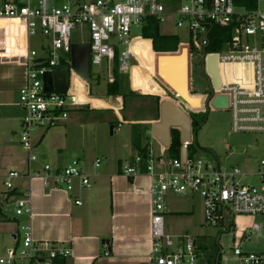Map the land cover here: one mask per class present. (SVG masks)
Wrapping results in <instances>:
<instances>
[{
  "label": "built area",
  "instance_id": "1",
  "mask_svg": "<svg viewBox=\"0 0 264 264\" xmlns=\"http://www.w3.org/2000/svg\"><path fill=\"white\" fill-rule=\"evenodd\" d=\"M175 18V26L185 27L189 41L178 45L187 51L189 65L199 55L202 65L215 56L220 79L216 89L207 73L211 86L209 96H200L202 104L231 114L233 133H264V11L258 7L246 10L235 5L234 0H62L60 7L51 6L50 0H0V22L14 26L24 37L21 54L14 58L23 60L24 81L13 105L22 112L19 143L26 155V171L21 173L9 167L2 178L5 196L16 189V182L40 180L46 190H64L72 193L77 184L80 189H90L94 175L79 166L78 161L53 169L48 164L35 167L38 152L33 142L36 130H49L62 124L68 113L87 103L79 102L72 89H87L84 82L71 69L70 52L72 31L86 28L89 36V65L107 64L106 82L114 83L109 65L118 58L120 73L128 71L132 48L140 40H148L144 33L149 21L166 23ZM132 27L140 28L141 35L131 36ZM22 28V31L20 30ZM215 29L228 35L217 52H206L214 42ZM39 35V50L30 48V39ZM125 45L119 52L118 46ZM19 50V49H16ZM68 57V58H67ZM207 66V64H206ZM132 69V68H131ZM59 70L68 72L64 92L46 93L43 77ZM131 71V70H130ZM55 84V81H54ZM88 96V92H85ZM224 99L225 108H215V99ZM193 110V109H191ZM120 125L117 126L119 131ZM157 142V141H156ZM158 143L155 151L146 147L145 156L138 153L120 165L121 174L127 178L144 175L149 179L151 252L148 264H199L197 241L189 235L171 237L165 233L164 217L168 212L167 199L199 196L203 203V221L207 227L230 231L236 216H264V159L254 173L238 168H223L217 160L191 154L192 140L182 142L178 157L168 154L169 146ZM100 160L92 164L94 169ZM247 177H256L258 186L244 183ZM80 206L82 202L75 200ZM14 216L25 217L13 237L14 246L0 255V264H53L56 259H66L71 253L49 241H36L31 231V197L24 192L14 203ZM254 224L241 236L233 239L232 254L219 253L216 264H264V253H247L244 244ZM104 257L109 256L108 244H103Z\"/></svg>",
  "mask_w": 264,
  "mask_h": 264
},
{
  "label": "crops",
  "instance_id": "2",
  "mask_svg": "<svg viewBox=\"0 0 264 264\" xmlns=\"http://www.w3.org/2000/svg\"><path fill=\"white\" fill-rule=\"evenodd\" d=\"M5 24L7 23L0 22V29L1 26L5 27ZM20 30L22 31V28ZM15 37V33L11 35L7 32L4 34L0 33V108L14 107L13 105L16 102H7V100L12 97L13 92H18L24 81L23 60L14 58L12 54H21L24 47V37L22 33L19 36V45L17 47L19 50L13 49L17 43ZM144 41L148 45L150 55H159L152 52L151 39ZM75 55V64L77 66L82 65L86 60V53L84 54L83 49L79 48L75 50ZM156 60V58H153L151 62L155 69ZM70 62L72 64L71 54ZM72 72L84 82L85 87L89 84L75 70L72 69ZM147 78L162 91L161 94L144 93V91L135 90L133 87L134 81L131 79L129 89L123 90V93L128 94L130 90L136 93L140 92L144 96H151L141 97V100H150L154 99L153 97H157L160 100L158 119H156L157 114L156 117L150 118L130 117L125 111H122L125 108L123 109L121 98L113 99L109 97L108 101L114 104V107H112L110 103L102 99L86 96V89L84 90L83 87L71 90L76 95V99H83V103H87L88 107L112 111L117 118V126L120 125L119 131H121L123 124L131 126L129 135L126 137L127 143L123 144V148L128 150L118 149L116 156L114 154L113 157L111 156L113 152L109 156L108 150L104 160H102V165L97 169H94L92 165L90 168L84 167L86 172L94 175L90 189H80L76 184L73 192L67 193L64 190H46L40 180L37 179L16 182V189L5 194L3 204L0 206V232H2V235L7 238L11 237L13 241L19 223L26 220L25 217H15L13 208L15 201L24 192L28 191L31 197L32 215L30 225L33 239L53 242L59 247L69 249L71 255L64 259L65 264H148L151 252L149 179L144 175L127 178L121 174L120 170V165L124 160L130 159L137 154L135 147L132 145L135 127L143 129L144 137L150 135L156 142L152 131L153 126L160 121V105L164 102V97L167 96L168 92L170 95L173 94L167 88V85L155 74L148 72ZM54 81L57 89L61 91L66 88L68 80L62 81L63 83L56 79ZM168 100L179 107V102ZM75 109L72 111L75 112ZM82 120L78 113H74L71 118L60 124L63 126L58 128L57 132L51 131L45 135L41 134L36 139L35 144L39 160L41 157L38 145L43 147L48 157L54 156L52 157L53 169L69 165L71 162L67 164L69 162L68 158H72L76 153L73 145L78 143L84 145L86 142L85 137L79 136L78 132V128L82 127ZM8 122V118L5 117L3 119L0 110L1 125L7 126ZM117 126L111 127L112 130L110 128V134H114L113 131L119 132L117 131ZM56 152L59 153L56 154ZM6 153H9V151ZM12 158L14 159V163H12L14 167H10L18 171L21 168L20 172L24 173L26 171L25 164L23 166V163H20L16 157L12 156ZM96 159L99 160V158ZM39 166L40 164H35V167ZM75 200H80L82 204L80 206L75 205ZM188 203H185V199H182V202H178L168 198V212L164 217V228L166 224L171 227L179 224V222H181L182 226H185V219L191 224V219L199 216L200 212L194 210ZM8 226L14 227V229L12 230ZM194 226L191 225V228H196ZM179 236L182 235L175 237ZM104 243L108 244V257L103 256Z\"/></svg>",
  "mask_w": 264,
  "mask_h": 264
},
{
  "label": "rangeland",
  "instance_id": "3",
  "mask_svg": "<svg viewBox=\"0 0 264 264\" xmlns=\"http://www.w3.org/2000/svg\"><path fill=\"white\" fill-rule=\"evenodd\" d=\"M50 4L54 7H60L62 0H50ZM258 7L261 11H264V0H258ZM175 22L176 19L173 17L172 19H167L166 23L159 25V33L161 35L175 36L178 45H185L189 41V34L185 27L182 29L177 28ZM14 26L12 27L11 24L7 23L5 24V27L1 26L0 33L4 34L7 32L10 35L12 33L16 34L15 38L17 43L13 48L16 50L18 47V36ZM130 35H141L140 28L132 27ZM41 40L43 39L39 35L31 37L29 44L30 48L39 53L40 50L38 47ZM88 43L89 36L86 28H82L81 31L76 28L72 31L71 44ZM147 48L148 45L144 40H140L133 46L132 50L134 53L127 62L128 71L125 74H120L119 77L121 91L129 89L130 79L134 81L133 87L135 90L143 92L151 86L152 82L148 80L147 75L148 72L152 73V58ZM181 48L182 54L179 61L182 66V61L186 59L187 55L185 48ZM118 49L119 52H121L125 49V45H119ZM115 59H117V65ZM115 59L114 62L109 65L113 77L114 70L117 68L118 71L119 68L118 58L115 57ZM131 67L133 68L131 69ZM107 70V64L105 63H103L101 67L91 66L89 84L85 91L88 92V97L102 99L109 103V97L106 96V86L108 84L106 82ZM119 73L120 72L118 71V74ZM207 79L206 64L205 66L202 65L201 57L199 55L193 57L189 65V90H186L185 94L189 92L193 96H209L211 94V86ZM166 95L167 96L164 97V99H167L168 97V99L179 102V108L183 110L190 119L195 120L199 124V127L195 129L194 133H192V131L190 132L194 146V154L197 157H209L210 159H215L220 166L226 169L233 167L246 173H254L258 170L259 162L264 159V133H233L231 131L230 111L226 109L216 110L210 104L206 108V103L203 104L201 109L191 110L173 94L170 95L168 92ZM127 98V106L122 111H125L130 117H156L157 111L154 99L141 100V97L138 96H128ZM17 99L18 92L15 91L7 102H16ZM82 100L83 99L77 98V101L79 102H84ZM159 103L160 100L158 105ZM112 107H114V104H112ZM0 110L3 119L6 117L9 120L7 126H2L0 123V206H2L4 197L2 178L4 177L6 170L14 165L12 164L14 163L12 156L14 158L16 157L20 163L22 162L23 166L25 164L26 167V155L19 143V134L21 130L20 118L22 117V112L16 107H1ZM75 110V112L71 110L68 113V118H71L72 114L78 113L79 117L83 119L81 124L82 127L78 128V132L79 136L85 137L84 139L86 142L84 145L81 143L73 145L76 153L72 158H68L69 162H66L67 164L77 160L79 166L90 168L96 161V158H99L100 165H102V160H104V156L108 150L109 156L110 153L113 152L111 155L112 157L114 154L116 156V152L119 151L118 149H122L123 151L128 150L127 148H123V144L127 143L126 137L129 135L131 126L123 124L121 131H113L114 134H110V128L116 127L118 123L117 118L112 111L106 109H92L88 107L87 104L82 107L80 106V108H76ZM120 113L124 114L123 112ZM62 126L63 125H59L46 131L36 130L33 133V142L36 144V139L39 138L41 134L45 135L51 131L57 132L58 128H61ZM138 131L141 133L139 142L142 148L144 146H151V148L156 151L158 149V144L151 138V136L147 135L144 137V132H142L144 130L139 127ZM7 151H9L10 154L6 153ZM38 151L41 158L39 160L38 157L37 163L41 165L48 164L53 167L54 163L52 157L54 156L48 157L47 154H45L43 147L40 145H38ZM58 153L59 152H56V154ZM19 170L21 171V168H19ZM244 183L258 186L256 177H247V179L244 180ZM168 198L172 199V201L177 200L178 202H182V199H185V203L189 202L194 210L200 212L199 216L191 219V224L185 219V226H182L181 222H179V224L171 227L166 224L164 228L165 233L171 237L189 235L196 239L200 255L199 264H204L207 257L214 259L220 249L222 254H232L230 248L234 245L233 239L237 240L244 231H247L254 224L259 227V230L256 233L252 232V236L249 238V241L244 244L243 250L247 253H264V216L233 217L231 218L233 223L230 231L221 232L219 228L207 227L204 224L203 203L199 196L178 198L170 195ZM191 225H195L196 228H191ZM8 228H12V230L14 229V227L9 226ZM13 246L14 242L12 241V238H7L2 235V232H0V255H4L5 251Z\"/></svg>",
  "mask_w": 264,
  "mask_h": 264
},
{
  "label": "water",
  "instance_id": "4",
  "mask_svg": "<svg viewBox=\"0 0 264 264\" xmlns=\"http://www.w3.org/2000/svg\"><path fill=\"white\" fill-rule=\"evenodd\" d=\"M83 49L84 54L86 53V60L82 65L77 66L75 64V50ZM71 58L72 64L71 68L75 70L80 77L85 80L87 83L89 82L90 75V65L88 60L89 55V46L88 44H72L71 45ZM156 60V74L157 76L167 85V88L173 93V95L179 99L181 97L179 94L181 92L182 95H185V91L189 90V60L186 51V59L182 61V66L180 64L179 77L175 75L177 79L180 81V85L175 84V79L172 76V72L170 71L169 62L165 63V61H169L172 59H178L181 57L182 50L180 55H171L168 53H157ZM163 54V55H160ZM165 63V64H164ZM207 73L211 77V81L216 89L220 88L219 78H218V69H217V59L215 56H211L207 59L206 62ZM167 80V81H166ZM44 81V91L46 93L52 92H64L63 90H58L54 84V76L53 74L47 73L43 77ZM177 86V87H176ZM180 90V91H179ZM183 97V96H182ZM185 102V101H184ZM111 105L113 104L111 101L109 102ZM215 104H225L224 99H215L213 102V106L215 108H225V107H216ZM177 129L180 132L181 141H190L191 140V119L183 110H181L174 102L170 100H166L160 105V121L153 126V137L154 139L164 146L170 145V130ZM112 130V128H111ZM112 133V131H111Z\"/></svg>",
  "mask_w": 264,
  "mask_h": 264
},
{
  "label": "trees",
  "instance_id": "5",
  "mask_svg": "<svg viewBox=\"0 0 264 264\" xmlns=\"http://www.w3.org/2000/svg\"><path fill=\"white\" fill-rule=\"evenodd\" d=\"M234 3L236 6L241 7V8H245L246 10H254L256 8L257 0H234ZM149 24L150 25L148 26V28L146 29V31L144 33V37L152 40V50H153L152 52L153 53L155 52V54L176 52L177 46H178L177 38L175 36H170V35H161L159 33L158 23L154 22L153 20H150ZM213 38H214V42L205 48L206 52H217L218 50H220V43L222 41V38H225V39H223V41H225L226 38H228V35L224 34L223 30L215 29L214 33L212 34V40H213ZM143 40H145V39H143ZM157 56L151 55L152 61H153V58L157 59ZM115 60H116V65H117V59H115ZM167 62H169L170 71L173 73L172 76L175 79L174 80L175 84L180 85L179 79H177L175 77V75H177L179 77V75H178L179 70H180L179 58L178 59L177 58L172 59V60L169 59V61H165V63H167ZM155 66H156V64H155ZM151 69H152V73L157 76L156 69L153 65H152ZM59 73L60 74L64 73L66 75V81L68 80V72L63 71V72H59ZM119 77H120V75L118 74V71L116 68L114 70V78H115L114 83L113 84H107V86H106V94H107L106 96L112 97V98H121L122 103H123V109L126 106V101H127L128 96L129 97L138 96V97H142V98L151 97V96H144L142 94H139V93H136V92H133L130 90L128 91V94H124L120 88ZM144 93H159V94H161L162 91L159 90L157 88V86L152 83V85L149 88H147L144 91ZM179 95L181 96V97H179V100L182 101L183 103H185L189 107V109L198 110V109L202 108L203 104L201 102L202 99L200 96H193L189 92L187 94H185L184 96L181 94H179ZM153 98H154L155 103H156V111H157V118L156 119H158V102H159V99L157 97H153ZM166 100H168V99H166ZM166 100L164 99V101H166ZM215 105H216V107H225V104H215ZM205 106L207 108L208 104L206 103ZM198 127H199V124L195 120L191 119V131H192V133H194L195 129H197ZM133 134H134L133 135V141H132L133 147H135V149L139 155L145 156L146 146H144L142 148V146L140 145L139 137H140L141 133H139L138 127L134 128ZM180 138H181L180 132L177 129H171L170 130V145L168 148L169 156H171V157H178L179 156L180 140H181ZM189 150H190L191 154H194L193 142H192L191 146L189 147ZM53 264H65V260L64 259H56L53 261ZM204 264H216V261H215V259L207 257Z\"/></svg>",
  "mask_w": 264,
  "mask_h": 264
},
{
  "label": "flooded vegetation",
  "instance_id": "6",
  "mask_svg": "<svg viewBox=\"0 0 264 264\" xmlns=\"http://www.w3.org/2000/svg\"><path fill=\"white\" fill-rule=\"evenodd\" d=\"M59 72H63V70H59L58 72H56L55 79L57 81H60V82H62V81L65 82L66 81V75L64 73L60 74Z\"/></svg>",
  "mask_w": 264,
  "mask_h": 264
},
{
  "label": "bare ground",
  "instance_id": "7",
  "mask_svg": "<svg viewBox=\"0 0 264 264\" xmlns=\"http://www.w3.org/2000/svg\"><path fill=\"white\" fill-rule=\"evenodd\" d=\"M218 78H219V74H218ZM219 83H220V79H219Z\"/></svg>",
  "mask_w": 264,
  "mask_h": 264
}]
</instances>
